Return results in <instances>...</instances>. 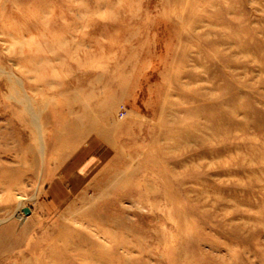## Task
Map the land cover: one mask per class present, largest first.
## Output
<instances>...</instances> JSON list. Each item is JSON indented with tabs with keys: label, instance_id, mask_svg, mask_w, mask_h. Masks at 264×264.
<instances>
[{
	"label": "rangeland",
	"instance_id": "1",
	"mask_svg": "<svg viewBox=\"0 0 264 264\" xmlns=\"http://www.w3.org/2000/svg\"><path fill=\"white\" fill-rule=\"evenodd\" d=\"M46 1L52 8L41 21H7L13 9L0 6V113L14 109L15 95L26 106L28 96L32 104L56 92L23 78L35 62L56 65L46 71L53 83H66L79 63L78 108L89 103L115 132L112 153H127L111 156L107 183L141 191L111 207L136 245L111 241L99 251L54 239L45 225L53 214L41 210L53 192L38 184L24 189V200L0 192V218L11 207L12 222L33 224L21 256L1 255L0 264H264V0H203L198 8L179 0ZM17 51L25 53L12 57ZM4 125L0 118V166L21 169L16 161L29 159ZM58 179L59 192L76 193ZM166 190L175 195L153 200Z\"/></svg>",
	"mask_w": 264,
	"mask_h": 264
},
{
	"label": "bare ground",
	"instance_id": "2",
	"mask_svg": "<svg viewBox=\"0 0 264 264\" xmlns=\"http://www.w3.org/2000/svg\"><path fill=\"white\" fill-rule=\"evenodd\" d=\"M22 1H4L0 5L2 10H13L4 14L3 19L14 22L25 16H31V18L41 21L52 8L50 3H46V0H40L39 3L30 6L25 3V0L23 3ZM179 1L185 3L184 7L196 8L199 7L200 1L203 2V0ZM18 6L20 10H18ZM24 53L17 51L12 54V57L22 56ZM40 64L35 62L36 70H32V76H29L28 72H22V74H26L23 75V78L26 81L44 80L47 83V89L51 90L53 87L58 89L44 102L30 104L28 96L26 106L22 105L20 97L15 95L16 100L12 104L14 109L8 113H0V118L5 123V130L12 132L11 137L14 136L21 146L20 148H23V155H27L29 159L28 163L24 160L16 161L19 162L21 169L12 170L5 168L4 165L0 166V192L5 191L8 195L7 200L10 202L16 195L19 200H24L26 187L47 184L50 192H53L52 201L48 208L41 205V210L43 212L46 210L45 213L48 215L53 214V220L46 222L45 225L46 231L54 232V239L61 240L67 236L66 241H83L87 245L97 247L99 251L107 250V242L114 241L122 249L130 250L136 245L134 241L137 235L134 234V238H130L128 232H131L132 235L134 231L124 225L121 215L118 216V213L112 212L111 207L115 206L118 200L130 199L135 191L137 194H140L141 191L134 188L126 189L123 185L119 186V190L111 188L107 183L114 171L109 167L111 156L121 159L127 153L122 149L112 153V149L115 148L112 141L115 132L108 128L107 124H104L103 119L99 121V118L97 119L95 115L91 114L89 103L81 109L78 108V95L81 91L83 92V88L82 86L76 87L77 80L74 72L80 68V64L76 62L74 70L65 74L64 77L62 76L63 79L67 77L64 81L66 83L61 82L62 80L56 83L52 82L51 74L46 71L56 65H51L50 60L45 65ZM44 89L39 88L32 92L36 95L37 92L41 93ZM102 109L107 114L105 106ZM0 137L4 141L7 140L6 133H1ZM78 142H84V144L80 146ZM136 175L138 174H132L134 177ZM60 176H64L70 181L76 193L59 192L64 184L63 179H58ZM109 191L115 193L111 200L106 199L109 197ZM57 192L59 193L56 194ZM174 195V192L166 190L162 194H154L153 200L156 201L160 198L164 201ZM70 198L71 200H69ZM132 201V205L138 203L135 199ZM121 203L123 202L121 201ZM10 210L11 207H8L7 212L0 218V223H6L0 226V256L14 254L15 251H18L16 255L19 257L22 251L18 248L25 243L27 238L30 240L32 238L30 236H32L33 224L12 222L15 216L11 217ZM67 212L68 217L64 218ZM45 213L44 215H46ZM75 224H81L83 229L76 227ZM15 225L20 229L16 232V237L11 238L8 233L15 232ZM124 230L126 231L124 232ZM92 238H96V240H92ZM43 239L49 240L45 235L41 241ZM46 248L48 247L46 246ZM28 253H30L29 250ZM57 253L55 252V261H59L62 256ZM83 255L89 258V261L93 260L89 252H85ZM104 255L106 256L105 253ZM101 259H105L103 255H101ZM63 263L65 262H59V264Z\"/></svg>",
	"mask_w": 264,
	"mask_h": 264
},
{
	"label": "water",
	"instance_id": "3",
	"mask_svg": "<svg viewBox=\"0 0 264 264\" xmlns=\"http://www.w3.org/2000/svg\"><path fill=\"white\" fill-rule=\"evenodd\" d=\"M25 215L29 214V209L25 208L22 210Z\"/></svg>",
	"mask_w": 264,
	"mask_h": 264
}]
</instances>
